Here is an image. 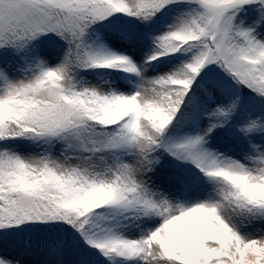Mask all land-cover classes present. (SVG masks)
<instances>
[{"label":"snow or ice","instance_id":"snow-or-ice-1","mask_svg":"<svg viewBox=\"0 0 264 264\" xmlns=\"http://www.w3.org/2000/svg\"><path fill=\"white\" fill-rule=\"evenodd\" d=\"M0 264H264V0H0Z\"/></svg>","mask_w":264,"mask_h":264}]
</instances>
